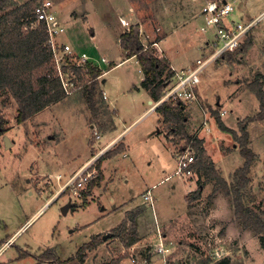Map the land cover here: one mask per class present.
Returning a JSON list of instances; mask_svg holds the SVG:
<instances>
[{
	"label": "rangeland",
	"instance_id": "374dc122",
	"mask_svg": "<svg viewBox=\"0 0 264 264\" xmlns=\"http://www.w3.org/2000/svg\"><path fill=\"white\" fill-rule=\"evenodd\" d=\"M29 1L0 3L18 8ZM206 1L52 0L59 16L66 11L73 18V23L61 19L66 31L58 41L69 43L76 52H88L99 61L106 57L110 63L100 62L103 73L99 76L95 109L89 105L84 83L70 82L68 96L19 124L16 99L0 90V112L7 129L0 135V240L15 234L11 237L13 244L0 255V264H264L262 234L244 226L236 217L232 195L214 180L201 190L199 198L192 199L206 177L194 174L185 180L174 175L179 155L190 143L179 134L175 135V143L166 141L164 136L171 134L170 127L159 120L162 116L158 111L142 115L152 105L141 85L142 67L136 57L128 58L120 49L119 37L133 21L122 19L130 15L131 8L143 23L140 32L146 48L153 42L154 52L166 58L170 69L194 65L198 58H206L214 51L207 42L212 45L216 41L213 33L200 29L206 25L202 13ZM233 1L235 15L240 8L253 15L264 9V0H251V5L246 0ZM13 8L0 9V16ZM160 36L156 45L154 41ZM235 71L236 77H231ZM259 73H264L263 21L238 49L225 53L201 71L196 95L200 93L207 116L196 106L201 112L198 119L193 108H188L190 102L180 99L187 105L183 113L190 117V135L194 136L205 117L211 121L208 148L230 186L234 185L235 171L246 160L238 141L242 134L240 125L261 109L260 100L251 89ZM64 76L67 81L69 75ZM135 86L140 89L135 90ZM166 90L165 86L162 96ZM177 101L168 100L173 104ZM220 109L228 112L223 119L232 134L220 129ZM124 129L122 136L130 144L129 155L123 154L124 148L109 156L110 160H103L101 168H97L103 178L87 197V205L83 198L72 196L69 189L60 192L63 182L75 170ZM95 131L101 135L99 149L95 147L99 140ZM247 132L248 146L256 153V160L249 173L250 183L243 190L244 200L250 206L263 208L264 119L248 121ZM230 135L234 145L231 142L227 149L238 148L221 151L224 136ZM5 136L11 144H6ZM120 144L115 141L106 152ZM104 161H108L105 167ZM57 174L63 175L61 182L56 179ZM193 179L197 189L189 191L193 185L189 181ZM147 190L155 198L154 208L143 196ZM70 199L78 205L64 214L62 206ZM137 218L150 235L147 239L159 232L158 239L163 238L169 252L161 256L157 251L160 240L158 244L142 240L131 249L125 245L126 236H138ZM124 221L126 229L118 235ZM85 244L88 246L80 253Z\"/></svg>",
	"mask_w": 264,
	"mask_h": 264
},
{
	"label": "trees",
	"instance_id": "16d2710c",
	"mask_svg": "<svg viewBox=\"0 0 264 264\" xmlns=\"http://www.w3.org/2000/svg\"><path fill=\"white\" fill-rule=\"evenodd\" d=\"M39 1L30 0L18 8H13L12 4L2 5L0 3V9L2 10L13 8V10L0 16V90L8 91L16 99L18 104L17 122L19 124L25 123L43 109L68 96L56 73L54 56L48 43L49 34L45 23L42 22L31 27V22L34 20L32 12ZM29 16L32 18L28 21L24 20ZM24 27H27V29ZM160 39H162L161 36L154 42H158ZM152 43H149L148 48H146L141 39L139 24L131 25L128 30L120 35V44L127 53V57H136L142 67L144 73L141 82L142 87L157 101L162 97L165 85L173 77L174 71L170 69L165 57L154 52V48L151 46ZM73 69L84 83L83 87L90 107L95 109V97L99 92V76L103 73L102 69L91 63ZM251 86V89L260 100L261 109L258 114L247 118V121L240 125L242 134L238 141L241 145L240 152L246 160L244 165L235 171L233 186H230L216 168L212 158L204 148L203 140L198 136L189 134L185 126L186 116L183 113L181 101L176 104L165 101L158 105L156 110L161 114L164 123L170 127L171 134H179L181 138L187 139V142L192 143L196 148L197 157L193 168L199 176H204L206 179L199 183L192 199L199 198L202 187L209 181L215 180L226 194L233 196L236 217L242 221L244 226L253 229L258 234H262L261 239L264 242V206L263 208H256L248 205L243 194V190L250 183L249 173L252 164L256 160V153L248 146L247 123L252 119H264V74H259L255 81L251 83ZM5 122V118L0 112V135L5 134L7 131L4 125ZM218 123L222 129L230 130L222 120H219ZM234 135L237 136L238 134L234 131ZM123 149L124 145L120 144L118 148L103 154L97 160V168H101L106 157L121 152ZM102 178L103 173L100 171L98 176L92 178L85 189L81 190L84 205H87V197ZM125 229L126 222L124 221L119 228L118 235H121ZM137 241L138 236L135 234L124 238L127 247L132 246ZM97 243L95 241L94 244ZM87 246L86 244L83 245L79 250L80 253ZM218 264H223V262L221 261Z\"/></svg>",
	"mask_w": 264,
	"mask_h": 264
},
{
	"label": "built area",
	"instance_id": "2783aa9c",
	"mask_svg": "<svg viewBox=\"0 0 264 264\" xmlns=\"http://www.w3.org/2000/svg\"><path fill=\"white\" fill-rule=\"evenodd\" d=\"M235 12L236 4L233 0L206 1L202 8V13L206 17V25H203L200 29L203 32H211L215 35L216 41L212 43L213 46L209 41L207 42L208 45L214 48V51L210 53L212 48L210 50L208 49L210 54L206 58H198L194 65L187 68L176 70L172 67L174 75L165 85L167 87L166 92L154 103V106H158L170 99L178 100L177 102H179L180 99H196V87L200 83L201 71L225 53L238 49L248 35L254 30L256 25L262 21L264 22V10L250 19H241L235 15ZM32 15L34 20L31 22V27L42 22L46 25L49 34L48 43L53 52L56 73L67 94L71 93L69 89L70 82L73 84L74 82H76V84L79 82L82 83L78 75L74 72V67H84L91 63L100 68V62L110 63L106 57H101L99 61V59H96L88 52H76L69 43L58 41V37L60 38V36L65 33L66 26L58 15L52 0H40L35 6ZM31 18L32 17L29 16L24 20L28 21ZM24 28L27 29V27ZM155 44L157 45V42ZM64 74L69 75L67 81ZM103 97H107L105 93H103ZM222 113H224V111H222ZM204 124L206 125L207 121H204ZM95 137L96 140L99 139L95 145L96 149H99L98 145L100 144L101 135L95 131ZM115 141L116 140H112L108 144L102 146L86 163L71 174L61 185L60 192L69 189L72 196L82 198L81 190L85 189L90 180L97 176L98 169L96 161L105 154L106 150L111 147ZM196 157L197 154L192 143L184 147L183 152L179 155L178 166L174 175L185 180H190L194 174H196V170L193 168ZM56 179L61 182L63 175L57 174ZM146 197L151 198V195L147 193ZM151 201H153L152 198ZM12 244V238L5 241L0 246V255ZM169 250L164 240L161 239L157 251L161 253V256H164ZM145 263H147V261H145Z\"/></svg>",
	"mask_w": 264,
	"mask_h": 264
},
{
	"label": "crops",
	"instance_id": "0c3cea01",
	"mask_svg": "<svg viewBox=\"0 0 264 264\" xmlns=\"http://www.w3.org/2000/svg\"><path fill=\"white\" fill-rule=\"evenodd\" d=\"M248 1H250L248 4L249 5H251L252 4V2H251V0H246V2H248ZM246 4V3H245ZM247 4V5H248ZM251 10V9H250ZM263 10L264 9H262L258 14H260L261 12H263ZM130 15L128 16V17H122L123 19L122 20H126V21H128V20H130V21H132V23H130V24H128V25H134V24H139L140 25V31H143V23L141 22V21H139L138 19H137V17L133 14V12L131 11V8H130ZM64 15H63V14ZM258 14H256V15H253L252 14V12H250L249 11V13H247L246 12V10L245 9H243V8H240V11H238L237 12V14H236V16H238V17H243V19H250V18H253V17H255V16H257ZM60 16H61V19H68V21L70 22V23H73L72 22V17L70 16V13H67L66 14V11H64V12H62L61 11V14H60ZM67 17V18H66ZM77 19H79V18H77ZM130 26L127 28V29H129L130 28ZM127 29H125L124 31H126ZM141 34H143V32L141 33ZM141 38H142V36H141ZM166 41V39H164V42ZM119 42H120V37H119ZM194 44V43H193ZM195 45V44H194ZM121 49V51L123 50V48L121 47L120 48ZM124 51V50H123ZM134 57V56H133ZM131 58V57H130ZM224 58H226V57H224ZM127 59V58H126ZM124 60H122L121 62H123ZM120 62V63H121ZM174 64V63H173ZM223 64V63H222ZM224 64H225V62H224ZM230 65V64H229ZM174 67V66H173ZM182 67H185V66H182ZM143 72V71H142ZM236 73H234V72H232L231 73V77H236V75H237V71H235ZM259 74H264V73H259ZM259 74H257V76L259 75ZM143 78H144V73H143V76H142V80H143ZM142 80H141V82H142ZM238 83V82H237ZM239 84V83H238ZM135 88V90H138V89H140L138 86H135L134 87ZM143 89H145V88H143ZM146 90V89H145ZM147 91V90H146ZM148 92V91H147ZM197 93H198V90H197ZM148 94H149V102L150 103H152V105L142 114V115H144L147 111H157L156 110V108H157V106H154V103L156 102V100H154L152 97H151V95H150V93L148 92ZM198 95V98H196V99H194V100H185L186 102H190V105L188 106V108H193V114H194V116H198V119H199V116H200V113L203 111V113H204V116H207L208 115V112H207V108L204 106V101L201 99V96H200V93H198L197 94ZM197 101V102H196ZM196 102V103H195ZM188 104V103H187ZM218 105H220V101H218V103H217ZM181 106H182V109H183V112H185L186 111V109H187V105L186 104H181ZM191 106V107H190ZM196 106H199V108H201V112L200 111H198V109L196 108ZM211 109H215L214 107H210ZM210 108H208V109H210ZM221 110V109H220ZM209 111V110H208ZM222 111H224V113H222ZM210 112V111H209ZM220 113V115L222 116V119H223V117H224V115H226L228 112L224 109V110H221V112H219ZM157 114H158V112H157ZM141 115V116H142ZM185 116H186V119H185V126H186V128H187V130H188V132L190 133V131H189V126H188V121L190 120V117L189 116H187L186 114H185ZM196 119V118H195ZM198 119H196V120H198ZM159 120H161L162 121V118H160ZM203 121H207V124H208V126H209V128H206V126H207V124L205 125L204 124V122ZM202 122L203 123H201V124H198V126H199V129L196 131V133L194 134V135H196V136H198L200 139H202L203 140V145H204V148L206 149V151H207V153H208V155L212 158V160H213V162H214V164H215V166H216V168L220 171V173H221V175H222V172H221V169L218 167V165H217V162L214 160V157L212 156V153H211V151H210V147L208 148V146H210V141H211V136H209L208 137V139H207V136H208V132H210L211 130H212V126L210 127V123H211V121H209L208 119H207V117H205L204 118V120H203ZM223 121H224V119H223ZM199 122V121H198ZM225 122V121H224ZM225 124H226V126L228 127V124L225 122ZM229 128V127H228ZM220 129H222L221 127H220ZM126 129H124L122 132H120L119 134H117L114 138H112V139H114V140H118V141H120V143H122L123 145H124V148H125V150H124V155L125 156H127V155H129L128 153H129V151L131 150L130 149V144L129 143H127L126 142V140L124 139V136H122V134H123V132L125 131ZM158 130H160V129H158ZM223 131H225V133L226 132H228V133H231L232 134V132L231 131H229V130H224V129H222ZM198 133V134H197ZM203 134L202 135V137H200L199 136V134ZM192 134V133H191ZM159 135V134H158ZM161 135V134H160ZM193 135V134H192ZM213 136V135H212ZM231 137H226V136H224L225 137V142H223L222 143V147H221V151H222V149H227V147L230 145V143L232 142V139H233V135H230ZM164 138H165V140L166 141H170V142H172V143H175L177 140H176V136H175V134H169V135H165L164 136ZM226 139H227V141H226ZM232 145H234V142H232ZM234 148H238V147H234L233 146V148L231 149V150H228V152H232L233 150H234ZM108 160H110V158H108ZM105 163H104V167L105 166H107L108 165V161H104ZM178 166V165H177ZM176 169H177V167H176ZM106 170V169H105ZM105 170H104V173H105ZM76 171V170H75ZM176 171V170H175ZM196 172V174H198V172L197 171H195ZM106 174V173H105ZM199 175V174H198ZM172 176V175H171ZM223 176V175H222ZM168 177H170V176H167L166 178H168ZM165 178V179H166ZM162 180V179H161ZM160 180V181H161ZM227 180V179H226ZM190 183L192 182V187H191V189L189 190V191H193V190H195V189H197V183H196V180L195 179H193L192 181H189ZM209 183V182H208ZM208 183H206V185L208 184ZM156 184H154L153 186H155ZM199 185V184H198ZM206 185H204L202 188V190H204L205 189V187H206ZM153 186H151V187H153ZM196 191V190H195ZM147 193H149L150 195H151V198L153 199V201H151V198H148V197H146V194ZM143 196H145V199L146 200H149L150 201V206H152V208H154V201H155V198L153 197V195H152V193L150 192V190H147L146 192H144V194H143ZM145 203H146V201H145ZM147 209L145 208V211L144 212H147L146 211ZM143 215V214H142ZM141 215V216H142ZM141 216H139V217H141ZM142 222L140 221V218H137V220H136V226H137V232H138V237L140 238V240H138L136 243H139V242H141L142 240H154L155 242H157V244H158V242H159V240H161V239H163L162 237H160L159 239H158V233L159 232H157L156 233V236H153V238L152 239H147L148 238V236H150V235H148V233L147 232H145V228L144 227H142ZM144 230V231H143ZM161 232V231H160ZM145 233V234H144ZM165 233V232H164ZM15 235V234H14ZM14 235H11V236H8L7 238H11V237H14ZM164 235H166V233L164 234ZM7 238H3V239H1L0 241L1 242H4V240H6ZM0 242V243H1ZM133 244L129 249H131L132 247H134L135 245H137V244ZM159 261V260H158Z\"/></svg>",
	"mask_w": 264,
	"mask_h": 264
},
{
	"label": "water",
	"instance_id": "95a60500",
	"mask_svg": "<svg viewBox=\"0 0 264 264\" xmlns=\"http://www.w3.org/2000/svg\"><path fill=\"white\" fill-rule=\"evenodd\" d=\"M5 141H6V144H7V145H8V144H11L10 138H9L8 136H5ZM77 205H78L77 202L72 201V200L70 199L66 204H64V205L62 206V212H63L64 214H67V212L69 211L70 208H76ZM107 236H108V234H106V235L104 236V239H106Z\"/></svg>",
	"mask_w": 264,
	"mask_h": 264
}]
</instances>
